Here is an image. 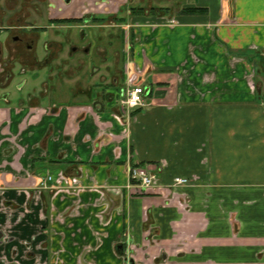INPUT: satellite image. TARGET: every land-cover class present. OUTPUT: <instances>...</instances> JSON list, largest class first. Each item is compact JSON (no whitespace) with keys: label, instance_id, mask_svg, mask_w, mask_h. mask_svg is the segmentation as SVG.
I'll list each match as a JSON object with an SVG mask.
<instances>
[{"label":"crops","instance_id":"0c3cea01","mask_svg":"<svg viewBox=\"0 0 264 264\" xmlns=\"http://www.w3.org/2000/svg\"><path fill=\"white\" fill-rule=\"evenodd\" d=\"M124 12L112 57L56 54L49 25L19 71L0 41V264H264V0Z\"/></svg>","mask_w":264,"mask_h":264},{"label":"rangeland","instance_id":"374dc122","mask_svg":"<svg viewBox=\"0 0 264 264\" xmlns=\"http://www.w3.org/2000/svg\"><path fill=\"white\" fill-rule=\"evenodd\" d=\"M57 1L54 7H49V3L51 0H0V24L4 25L5 28L0 30V41H4L5 37H8L9 31L10 35L21 34L22 25L29 24L30 26H48L50 21L53 20L56 15L57 16H79L82 13H74L72 12V6H77L79 1H76L74 4L64 5L62 0H54ZM188 1L190 0H105V4L103 3L101 6H96L95 10H100L106 8V16H104L105 23L110 24L107 28L109 31V52L112 54L116 53L119 48L122 47L123 44V33H121L118 24L124 21V18L128 16V13L124 11L130 10L132 13L135 12H145L153 13L160 15L162 17L169 16L170 14H174L176 9L182 8ZM94 1H91V3ZM63 6V10L59 11L57 9ZM74 11V10H73ZM99 12V11H97ZM167 13V14H166ZM71 21H63L60 23L61 28L51 27L48 32L50 38H55L56 40L63 41L65 43L67 39L64 33H68L67 37L73 40L77 38L78 29L72 28ZM112 25V26H111ZM10 26V28H9ZM13 26V28H11ZM76 30V31H74ZM61 33V34H58ZM47 36V35H44ZM74 37V38H73ZM41 40V43L45 41ZM96 40L94 41V43ZM101 47V45H90L91 49H95L97 47ZM42 46V45H41ZM75 46H77L75 44ZM64 51L61 52V55H67L69 47L65 45ZM100 63V61L97 60ZM31 73V71H28ZM2 73V72H1ZM0 79L4 78V74H0Z\"/></svg>","mask_w":264,"mask_h":264},{"label":"flooded vegetation","instance_id":"af4514ba","mask_svg":"<svg viewBox=\"0 0 264 264\" xmlns=\"http://www.w3.org/2000/svg\"><path fill=\"white\" fill-rule=\"evenodd\" d=\"M64 5L74 4L76 1H79L78 5L72 6V12L74 13H82L79 16H55L50 21L49 25L57 26L55 28H61L60 23L63 21H59V19H70L72 24V28L78 29L77 38L71 40L67 37V32L64 33L66 35L67 41L63 43V41H59V46L55 49L56 54H60L67 45L69 47L68 54H72L74 52L80 53L83 55L92 54L97 59L101 57L102 52H98L99 48H104V45L108 43V31L107 28L110 24L105 23L104 16H106V8L95 10L96 6H101L105 0H62ZM91 1H94L91 3ZM107 1V0H106ZM57 1L51 0L48 4L49 7H54ZM105 4V3H104ZM57 6V5H56ZM57 9L59 11L63 10V6ZM74 10V11H73ZM99 11V12H97ZM64 24V23H63ZM48 25V26H49ZM48 26H30L29 24L22 25V33L17 35H10L9 31V67L12 65V62L19 61L22 67L19 71H23L26 67H44L49 65L50 56L52 55L53 50L49 48V46L42 45V51L39 50V43L41 40L42 33L48 29ZM10 28V26H9ZM74 30V31H76ZM61 34V33H58ZM96 42L94 43V41ZM75 44L77 46H75ZM99 44L101 47L97 45L95 49H91L90 45ZM14 46V50L13 47ZM39 52L43 54V58H39ZM8 58H4L2 51L0 50V68H5L8 66Z\"/></svg>","mask_w":264,"mask_h":264},{"label":"built area","instance_id":"2783aa9c","mask_svg":"<svg viewBox=\"0 0 264 264\" xmlns=\"http://www.w3.org/2000/svg\"><path fill=\"white\" fill-rule=\"evenodd\" d=\"M146 94V87L140 84L123 90L119 96L121 112L125 113L131 109L144 106ZM130 177L139 185L140 190L152 188L158 181L156 174L151 172L149 168L143 166L130 167ZM174 182L177 185L186 184L189 182V179L177 177Z\"/></svg>","mask_w":264,"mask_h":264},{"label":"trees","instance_id":"16d2710c","mask_svg":"<svg viewBox=\"0 0 264 264\" xmlns=\"http://www.w3.org/2000/svg\"><path fill=\"white\" fill-rule=\"evenodd\" d=\"M192 9V8H191ZM199 8H193V11H197ZM59 21H71L70 19H59Z\"/></svg>","mask_w":264,"mask_h":264}]
</instances>
